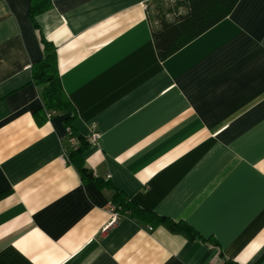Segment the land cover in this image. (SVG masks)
<instances>
[{
	"label": "crops",
	"instance_id": "crops-1",
	"mask_svg": "<svg viewBox=\"0 0 264 264\" xmlns=\"http://www.w3.org/2000/svg\"><path fill=\"white\" fill-rule=\"evenodd\" d=\"M174 1L47 0L35 26L30 0H0V264H264V0L161 60L152 16ZM40 36L70 102L49 118ZM67 126L99 133L81 153L94 178ZM115 189L178 226L101 233Z\"/></svg>",
	"mask_w": 264,
	"mask_h": 264
},
{
	"label": "trees",
	"instance_id": "trees-1",
	"mask_svg": "<svg viewBox=\"0 0 264 264\" xmlns=\"http://www.w3.org/2000/svg\"><path fill=\"white\" fill-rule=\"evenodd\" d=\"M237 2L238 0H177L167 8L160 4L156 5L152 17L157 21L158 28L153 29L151 35L159 59L167 58L224 19ZM49 6L47 0H30L28 15L35 26L37 24L34 17L47 10ZM179 6L186 8L185 13L176 12ZM167 13L172 14L171 21L166 19ZM40 41L43 46V57L31 64V78L36 85L41 87L43 105L39 110H43L45 114L48 111L52 114L54 111L67 108L70 102L60 84L56 68L55 47L42 36H40ZM38 122L40 123L39 120ZM67 128L72 133L71 127L67 126ZM76 139L78 141L76 147L66 148L68 160L75 166L82 179L94 178L81 158V153L89 142L82 136H76ZM95 180L99 181L97 178ZM107 184L112 186L109 180ZM110 203L114 204L123 216L137 222L148 223L149 226L159 224L168 227L178 226V223L165 216L137 207L129 197L116 189ZM187 230L194 235L189 227ZM196 236L199 237V235Z\"/></svg>",
	"mask_w": 264,
	"mask_h": 264
},
{
	"label": "built area",
	"instance_id": "built-area-1",
	"mask_svg": "<svg viewBox=\"0 0 264 264\" xmlns=\"http://www.w3.org/2000/svg\"><path fill=\"white\" fill-rule=\"evenodd\" d=\"M51 116V113L48 111L46 113V117L49 118ZM67 134H68V143L70 147H76L78 144V141L74 135L70 132L69 128H67ZM99 137L98 132H93L90 135L86 136V141L89 143L96 142ZM108 214L109 217L106 221V223L101 227V233H104L109 227L113 226L115 223H117L118 219L123 216L119 209L112 203H109L108 205ZM148 229H151V226L147 227Z\"/></svg>",
	"mask_w": 264,
	"mask_h": 264
},
{
	"label": "rangeland",
	"instance_id": "rangeland-1",
	"mask_svg": "<svg viewBox=\"0 0 264 264\" xmlns=\"http://www.w3.org/2000/svg\"><path fill=\"white\" fill-rule=\"evenodd\" d=\"M154 14V13H153Z\"/></svg>",
	"mask_w": 264,
	"mask_h": 264
}]
</instances>
